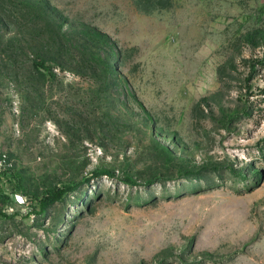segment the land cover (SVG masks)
I'll list each match as a JSON object with an SVG mask.
<instances>
[{
	"label": "rangeland",
	"instance_id": "374dc122",
	"mask_svg": "<svg viewBox=\"0 0 264 264\" xmlns=\"http://www.w3.org/2000/svg\"><path fill=\"white\" fill-rule=\"evenodd\" d=\"M2 8L0 264H264V0Z\"/></svg>",
	"mask_w": 264,
	"mask_h": 264
},
{
	"label": "trees",
	"instance_id": "16d2710c",
	"mask_svg": "<svg viewBox=\"0 0 264 264\" xmlns=\"http://www.w3.org/2000/svg\"><path fill=\"white\" fill-rule=\"evenodd\" d=\"M2 12L3 13H0V22L4 20L3 19L4 17H2L4 15H7V16H10V17L12 16L13 17L12 20L14 22H16V24H18L20 22L19 21L20 20V14L19 13H13V11H7V10H5L3 8H2ZM25 40H27L26 43H25ZM30 42L31 41H29L28 39L21 38L19 40L18 39L11 40L10 43H11V45H13L15 47L19 46L20 48L21 47L23 48L24 46L25 47L28 46V44ZM33 55H34V61L31 63L32 70H33V72L40 73L42 69H46L45 63L43 61V57L42 56L40 57L36 53H33ZM59 64H58V66H59ZM76 188H77V186L74 187V188H70L69 187V188L64 189V190L57 189L54 193L51 194V196L48 199L46 198L45 201H43V203H42L43 208L48 206V205L53 204L54 202L59 201L62 198V196L65 194V192H67V191L70 192L72 190H76Z\"/></svg>",
	"mask_w": 264,
	"mask_h": 264
},
{
	"label": "built area",
	"instance_id": "2783aa9c",
	"mask_svg": "<svg viewBox=\"0 0 264 264\" xmlns=\"http://www.w3.org/2000/svg\"><path fill=\"white\" fill-rule=\"evenodd\" d=\"M13 168L12 161L8 153L0 148V177L9 175Z\"/></svg>",
	"mask_w": 264,
	"mask_h": 264
}]
</instances>
